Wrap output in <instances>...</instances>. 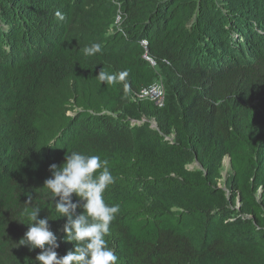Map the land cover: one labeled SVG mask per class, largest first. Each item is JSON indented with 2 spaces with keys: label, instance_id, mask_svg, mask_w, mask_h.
Wrapping results in <instances>:
<instances>
[{
  "label": "trees",
  "instance_id": "1",
  "mask_svg": "<svg viewBox=\"0 0 264 264\" xmlns=\"http://www.w3.org/2000/svg\"><path fill=\"white\" fill-rule=\"evenodd\" d=\"M72 151L108 161L117 264H264V0H0V264H38L35 207L74 250L43 187Z\"/></svg>",
  "mask_w": 264,
  "mask_h": 264
},
{
  "label": "clouds",
  "instance_id": "2",
  "mask_svg": "<svg viewBox=\"0 0 264 264\" xmlns=\"http://www.w3.org/2000/svg\"><path fill=\"white\" fill-rule=\"evenodd\" d=\"M99 51V44L83 49L86 56ZM126 75V72L117 76L101 70L97 78L101 84L112 85ZM49 171L51 176L44 181L43 187L55 201L59 217L66 218L63 239L73 243L74 250L64 255L58 253L60 238L51 230L47 217L39 218L41 209L38 207L31 209L27 231L19 245L30 251L40 249L35 257L38 264H117L118 257L105 239L119 211V205H109L104 200L105 191L114 183L108 161L99 155L72 151L66 154L61 165L51 164ZM77 209L81 210L78 214Z\"/></svg>",
  "mask_w": 264,
  "mask_h": 264
},
{
  "label": "built area",
  "instance_id": "3",
  "mask_svg": "<svg viewBox=\"0 0 264 264\" xmlns=\"http://www.w3.org/2000/svg\"><path fill=\"white\" fill-rule=\"evenodd\" d=\"M135 101L149 100L158 107H163L165 102V88L161 82L155 83L152 86L141 90L134 95ZM155 126V123L153 124Z\"/></svg>",
  "mask_w": 264,
  "mask_h": 264
},
{
  "label": "rangeland",
  "instance_id": "4",
  "mask_svg": "<svg viewBox=\"0 0 264 264\" xmlns=\"http://www.w3.org/2000/svg\"><path fill=\"white\" fill-rule=\"evenodd\" d=\"M229 169H230V160H229V158H226L224 161V172H223L222 185H224L225 181L228 178Z\"/></svg>",
  "mask_w": 264,
  "mask_h": 264
},
{
  "label": "bare ground",
  "instance_id": "5",
  "mask_svg": "<svg viewBox=\"0 0 264 264\" xmlns=\"http://www.w3.org/2000/svg\"><path fill=\"white\" fill-rule=\"evenodd\" d=\"M156 123V122H155ZM230 160V159H229Z\"/></svg>",
  "mask_w": 264,
  "mask_h": 264
},
{
  "label": "water",
  "instance_id": "6",
  "mask_svg": "<svg viewBox=\"0 0 264 264\" xmlns=\"http://www.w3.org/2000/svg\"><path fill=\"white\" fill-rule=\"evenodd\" d=\"M155 126H156V124H155Z\"/></svg>",
  "mask_w": 264,
  "mask_h": 264
}]
</instances>
